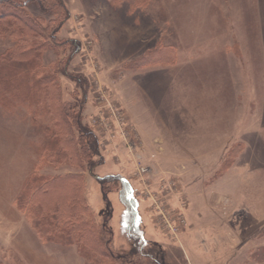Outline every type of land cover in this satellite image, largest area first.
Returning a JSON list of instances; mask_svg holds the SVG:
<instances>
[{"label": "rangeland", "instance_id": "rangeland-1", "mask_svg": "<svg viewBox=\"0 0 264 264\" xmlns=\"http://www.w3.org/2000/svg\"><path fill=\"white\" fill-rule=\"evenodd\" d=\"M63 1L69 17L56 33L59 53L73 47L68 40L80 49L56 81L61 101L81 104L99 155L92 170L85 151L79 161H49L22 113L0 108V264H88L76 244L46 240L32 221L38 205L66 210L74 196L94 235L107 220L109 264L262 262L264 249L252 250L264 242V203L255 196L262 185L250 188L245 177L264 181V170L238 169L252 149L264 148V138L253 139L242 153V138L248 129L255 134L264 111V0ZM27 9L53 17L32 2ZM8 44L0 39V50ZM54 59L52 50L43 53L45 65ZM30 173L62 180L26 206L19 199ZM117 174L133 189L141 251L118 192L102 200L97 178ZM189 199L190 226L181 221Z\"/></svg>", "mask_w": 264, "mask_h": 264}, {"label": "trees", "instance_id": "trees-1", "mask_svg": "<svg viewBox=\"0 0 264 264\" xmlns=\"http://www.w3.org/2000/svg\"><path fill=\"white\" fill-rule=\"evenodd\" d=\"M30 2L53 17L46 20L31 14L27 9ZM68 17L69 11L63 0H0V39L9 43L0 50V108L9 115L19 111L22 113L21 116L35 129V133L40 134L43 158L49 161L52 158H58L57 161H79L82 158L81 152L85 151L88 159L85 164L92 170V160L99 155L97 138L81 124L78 110L81 104L74 102V107L78 110L75 112L74 107L61 101L60 87L56 81L58 72L66 75L65 69L69 61L80 49L73 40H68L67 45L73 47L67 54L63 50L59 53L62 45L56 33ZM52 24L55 25L51 26ZM49 50L55 54V59L45 65L43 53ZM235 151L231 149L228 152L229 158ZM96 165L97 163L94 166ZM61 180L58 176L44 177L39 173H30L22 183L23 193L19 200L27 206L31 204V195L46 192L47 187H52ZM97 182L103 202H108L106 193L109 190L118 192L119 200L127 213L128 232L141 251L145 239L134 229L138 214L129 181L117 174L98 177ZM78 205L79 199L75 196L73 202L65 206L66 210H61L59 203L48 206L46 210L43 205H38L36 210L40 215H34L32 221L39 233L47 237L46 240L76 244L78 254L88 264L111 263L113 249L107 220L103 221L94 235L92 223L83 216L86 209L82 205L80 211ZM83 227L89 228L93 233L94 246L85 240ZM137 264H158V260H153L152 263L139 261Z\"/></svg>", "mask_w": 264, "mask_h": 264}, {"label": "crops", "instance_id": "crops-1", "mask_svg": "<svg viewBox=\"0 0 264 264\" xmlns=\"http://www.w3.org/2000/svg\"><path fill=\"white\" fill-rule=\"evenodd\" d=\"M260 121V127L257 131H255V134L254 135H251V131L253 129H248V132L250 133H247V131H245L244 133L243 132H240V137H241V134L245 135L242 140L244 141L243 143L245 144L244 145V148L242 150V153H244L246 150H247V147L248 145L250 146V143H251V140L255 139V140H260V139H263L264 138V111L263 113H261V117L259 119ZM239 137V138H240ZM241 139V138H240ZM251 153L249 154V156L247 155V157L245 158V161L243 162V164H241V166L239 167L238 169V172L242 173L241 171V167L244 169H249V171L252 169V168H256V170L258 169L259 171H262L264 170V148H262V150H259L257 151L256 149H252V151H250ZM260 153V155H258ZM233 166V165H232ZM231 166V167H232ZM230 170V168L224 173H228ZM236 173L238 176L240 175V173ZM224 174L222 175H219L218 178L222 177ZM236 181V180H235ZM245 181L248 183V185L251 187L253 186H261L262 188V192L261 193H258V194H255L256 198L259 199V201L261 203H264V181L261 180V179H256V181H254L253 183V180L250 179H247L245 177ZM256 183V184H255ZM246 197H249V198H252L251 197V194L248 192V194H246ZM227 199V198H226ZM252 201V199L250 200ZM189 206H190V199H189V202L187 204H185L183 206V209L181 210L182 214H183V218H184V222H186L188 224V226H190V217H189ZM229 217H224V222H226L227 226H230L232 224V221L230 220L232 217L231 214L228 215ZM264 220V219H263ZM264 222V221H263ZM263 224V223H262ZM261 224V225H262ZM260 226V223L257 225V227L255 229H252L250 231H248L245 235H244V239H242L243 241H246V240H251V238L255 235H257V230ZM229 229V228H228ZM230 230V229H229ZM187 234V231L185 230L183 233H182V237L184 238ZM264 249V242L260 243V244H255L254 247L252 248V250H257V249ZM261 262V261H260ZM260 262H255L256 264L260 263ZM264 260H262V264Z\"/></svg>", "mask_w": 264, "mask_h": 264}, {"label": "built area", "instance_id": "built-area-1", "mask_svg": "<svg viewBox=\"0 0 264 264\" xmlns=\"http://www.w3.org/2000/svg\"><path fill=\"white\" fill-rule=\"evenodd\" d=\"M180 219H181V218H180ZM181 221H182V222H184V220H183V219H181ZM174 225H175V224H174Z\"/></svg>", "mask_w": 264, "mask_h": 264}]
</instances>
